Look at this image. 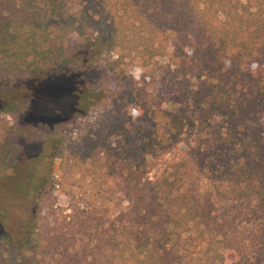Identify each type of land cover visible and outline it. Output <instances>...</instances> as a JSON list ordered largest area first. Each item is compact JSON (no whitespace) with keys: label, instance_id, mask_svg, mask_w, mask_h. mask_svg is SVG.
<instances>
[{"label":"trees","instance_id":"obj_1","mask_svg":"<svg viewBox=\"0 0 264 264\" xmlns=\"http://www.w3.org/2000/svg\"><path fill=\"white\" fill-rule=\"evenodd\" d=\"M167 57L197 79L183 92L190 109L155 105L128 72ZM100 60L117 89L80 81L61 109L32 90ZM263 60L264 0H0V118L12 119L0 122V181L36 143L60 160L59 175L22 187L20 229L0 224V264H240L247 224L264 246V132L251 122L264 110ZM175 150L150 179L149 157ZM74 184L99 204L53 224L59 207L44 211L42 196ZM116 187L129 203L110 211L103 197Z\"/></svg>","mask_w":264,"mask_h":264},{"label":"rangeland","instance_id":"obj_2","mask_svg":"<svg viewBox=\"0 0 264 264\" xmlns=\"http://www.w3.org/2000/svg\"><path fill=\"white\" fill-rule=\"evenodd\" d=\"M172 50L173 48L170 46V51ZM191 51V49H188L189 54ZM227 63L229 64V60ZM88 67L87 70L77 73L64 70L59 75L33 86L32 90L37 94L41 93L43 97L48 98L58 109H61L76 102V87L80 81H88L90 85L96 87L118 88L111 72L103 61L91 63ZM259 67L261 70L264 69V60L261 61ZM175 70V66H170L168 57L160 59L159 64H151L147 67L142 66L138 60L128 66V72L139 82L138 87L155 105L168 109H178L180 107L190 109L192 104L188 97H184L183 92L186 91L187 93V90L195 88L197 79L192 77L189 81L183 80L182 74ZM177 99L181 102H178ZM194 115L198 123L204 119V116L198 114V112ZM220 119L221 117L215 114L209 116V120L212 122H218ZM4 121L12 122V119L3 116L0 118V122ZM88 121L86 120V122ZM251 122L260 125L264 132V110L258 113ZM185 135L187 137H184V141L181 143L182 147L187 143H191L192 131L188 130ZM39 146L36 143L28 149L26 159L20 165L15 176L0 181V206L4 207L8 214L7 217L0 215V224H3L5 229L18 231L30 215L29 199L24 195L22 187L29 189L30 185L32 186L35 180L38 179L36 177L39 174H60V160L42 159L39 157ZM180 156H182L181 151L175 150L163 158L149 157L152 164L148 177L150 179L157 178L168 160ZM73 187L72 194L69 193V190L64 191L57 187L51 191V197H48V195L42 196L44 211L50 209L53 204L59 207L57 213L49 212V218L53 224L63 225L66 221V213L72 214L77 205L93 206L99 204V198L93 195L91 189L79 186V184L77 186L74 184ZM49 189H51V186ZM103 201L110 208V211H118L129 203L128 198L119 191L118 187L109 191L103 197ZM249 228L250 226L247 224V227L241 230L239 236L243 243L242 249L244 252V258L240 264H258V261L264 255L263 244L256 239ZM231 264L234 263L231 262Z\"/></svg>","mask_w":264,"mask_h":264}]
</instances>
